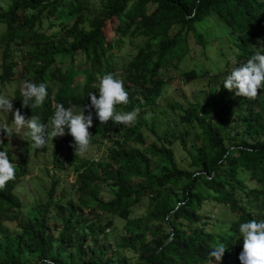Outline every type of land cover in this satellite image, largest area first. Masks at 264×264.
I'll return each instance as SVG.
<instances>
[{
  "label": "trees",
  "instance_id": "trees-1",
  "mask_svg": "<svg viewBox=\"0 0 264 264\" xmlns=\"http://www.w3.org/2000/svg\"><path fill=\"white\" fill-rule=\"evenodd\" d=\"M208 22L218 35L207 38L200 29ZM192 39L201 48L199 59L224 62L223 73L202 68L203 61L182 66ZM125 43L133 55L120 64L117 50ZM257 51L264 54V0H7L0 11V93L18 80L46 83L45 107L33 112L47 125L57 103L84 107L88 115L97 77L112 73L129 96L117 111L140 112L125 127L102 125L92 110L91 144L109 141L98 160H76L67 129L53 138V166L44 169L50 188L26 207L15 190L27 167H16L15 179L0 190V264H209L217 241L227 249L213 264L238 258L239 224L264 219V87L256 99H246L222 84ZM175 78L201 79L205 88L186 105L170 101L164 107V87ZM12 95L13 112L20 108L30 117L19 87ZM166 108L174 126L160 136L146 113ZM1 133L0 151L12 162L23 134L11 143ZM173 141L187 153L189 169L176 162ZM63 166L74 180L57 196L60 178L53 171ZM143 200L146 213L131 216ZM217 206L236 219L215 218ZM115 218L124 221L118 238L107 231Z\"/></svg>",
  "mask_w": 264,
  "mask_h": 264
},
{
  "label": "clouds",
  "instance_id": "clouds-1",
  "mask_svg": "<svg viewBox=\"0 0 264 264\" xmlns=\"http://www.w3.org/2000/svg\"><path fill=\"white\" fill-rule=\"evenodd\" d=\"M222 85L236 96L256 99L258 89L264 87V54L257 51L244 64L233 67ZM94 88L98 90V96L94 92L88 93L87 97L90 98V104L87 105L88 115L84 114V107L77 112L75 105L65 107L64 104L57 103L51 120L45 125L34 112L41 111L45 107V105L40 106L47 99L46 83L23 81L19 86L21 108L31 109L28 112L32 115L26 118L20 108L13 112V95H11L12 99H9L5 94L0 93V113H13L10 124L0 123V132L5 133L9 138L13 135L21 136L22 133L23 137H27L24 140L29 142L31 148L41 149L46 147L49 141L52 142L53 138L64 136L67 129V134L73 140L71 146L75 150L74 154H86L92 138L89 129L93 126V109L102 125L112 121L116 125L125 127L135 124L140 112L139 108L117 111L118 105L129 103V96L124 81L114 74L98 76ZM0 144H3L2 140ZM16 167L17 165L10 161L8 152L0 151V190H3L9 181L15 179ZM238 231L243 240L242 251L238 258L230 260V264H264V219H252L240 223ZM212 248L209 253V264H213V258L216 262H220L227 249L225 244L219 241Z\"/></svg>",
  "mask_w": 264,
  "mask_h": 264
},
{
  "label": "rangeland",
  "instance_id": "rangeland-1",
  "mask_svg": "<svg viewBox=\"0 0 264 264\" xmlns=\"http://www.w3.org/2000/svg\"><path fill=\"white\" fill-rule=\"evenodd\" d=\"M7 0H0V11L4 8H6ZM214 19L211 18L210 21L212 22ZM204 30V34L207 35V38H210L214 33L216 32L218 35V31L214 26L208 22L202 28ZM136 40H139L137 38ZM191 47L192 50L190 52V55L184 59L182 66L183 67H200L199 64L202 59H199L202 54H199L201 51V48L199 45H195L193 42V39L191 40ZM131 45L128 43L123 44L119 47L117 50L116 60L118 63L122 64L127 62L130 59V56L133 55V52H129ZM1 52H0V72H1ZM202 68H211L210 70L213 72H216L218 68H221V73L225 70L224 62H219L216 64H210L203 61ZM200 65V66H198ZM217 71H220L217 70ZM205 79V78H204ZM78 82H82V78L79 75L77 77ZM205 81L201 79L191 80L189 82L187 81H179L177 78L174 80L168 81V83L165 85L163 94L161 97L160 102L164 107H166L167 102H174V103H183L186 105V99L192 100V95H194L196 92H200L202 88H205ZM13 84L15 86H13ZM11 84V88L2 89V94H5L9 99L11 98V95L13 93V90L15 87H19L21 82L18 80L16 82H13ZM98 96V93H96ZM13 103V100H12ZM244 105V104H242ZM77 110V112H79ZM85 114V112H84ZM9 114H3L2 115V121L0 123L8 122L9 124L12 122V118L8 117ZM173 117V112L170 108H166L165 113H159V112H147L146 113V119L149 124V126L154 123L156 132L158 135L163 136V133L167 126L172 128L174 124L171 122V118ZM94 125V124H93ZM96 127V126H92ZM233 134V131L231 132ZM94 136V135H93ZM4 136L2 133L0 134V139H3ZM23 138V139H22ZM19 143H14L18 139L15 138V140H12V138L7 137V140L11 143H14L17 146V153L14 155L12 163L16 164L17 166L26 165L27 171L24 172V175L21 177L20 180H18V184L21 185L20 189H16L15 192L18 195V197L22 200L24 203V206L31 205L34 203L35 199H41L43 200L45 198L47 190L50 188L51 185V179L50 174L44 170L46 168L51 169L53 166V158H52V150L53 145L51 141L48 142L47 146L41 149H33L29 146V142L24 140L27 139V137H22ZM154 139L153 136L149 137V140ZM107 139L104 140V143L101 145L98 144H90L89 150L86 154L83 155H76V160H79L81 158H90L94 160H98L101 155L104 154L106 147L108 145ZM14 146H12V149ZM171 147L174 150V157L177 163H180L183 167L190 168V160L188 158L187 153L185 152L184 148L181 146L179 141H173L171 144ZM64 152V150H62ZM55 172L59 178L60 183L58 186V190L56 191L57 196H59L61 189L64 187L65 189H70V184L74 180V174L72 173L71 168L68 166H63L62 170H56ZM247 177V173L245 172L244 179ZM24 179V180H22ZM253 180L249 181V184H251ZM101 195L104 197L108 196V189H103ZM148 205V200H143L138 205H136L132 210L133 217H137L139 215L146 213V208ZM204 208H209V204L203 205ZM213 215L215 218H218L222 221H233L236 219L235 214L232 213L229 208L226 206H217L214 209H212ZM124 224V221L122 219L115 218L114 219V226L112 229H108V233H112V237L118 238L122 234V225ZM110 236V239L112 240V237ZM123 252V251H122ZM121 252V253H122ZM131 259L134 261L135 254L133 252H125Z\"/></svg>",
  "mask_w": 264,
  "mask_h": 264
}]
</instances>
